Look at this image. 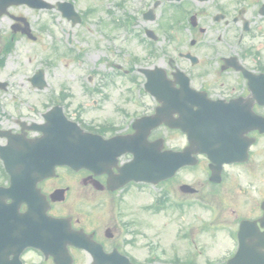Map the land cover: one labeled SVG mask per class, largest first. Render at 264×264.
<instances>
[{
	"label": "flooded vegetation",
	"instance_id": "flooded-vegetation-1",
	"mask_svg": "<svg viewBox=\"0 0 264 264\" xmlns=\"http://www.w3.org/2000/svg\"><path fill=\"white\" fill-rule=\"evenodd\" d=\"M82 1L84 6L79 23L66 20L70 28L85 25L95 18L93 13L97 11V5H91L92 0ZM145 3V0H139L140 15L128 16L132 28L137 26L139 17L144 21L145 12L152 6L144 7ZM165 3L166 119L194 117L199 107L207 100L212 101L217 118L231 117L235 123L229 128L225 126L226 121H221L224 127L215 128L216 143L244 148L249 142L245 160L223 163L219 167L220 173L216 174L217 182L209 180L210 162L202 155L198 157L197 165L203 168L210 189L197 190L193 195L198 196V200L210 199L212 213L208 222L189 229L188 237L181 229L174 241L203 247L231 243L236 247L241 222L248 220L254 224L246 226L247 231L243 234L246 243L264 246V130L262 127L245 129L251 114L264 119V0H165ZM91 9H94L93 13ZM0 19L8 21L9 40L26 37L22 33L26 26L21 16L9 14ZM26 22L31 30L27 17ZM94 64L99 62L94 61ZM103 64L112 66L114 75L122 70L116 60H103ZM144 82L145 79L136 77L93 78L90 73L84 81L78 82L76 97L67 90L69 94L53 97L51 102L61 106L66 117L85 132L101 140L130 136L140 129L147 131L134 123L141 116L152 115L161 105L155 96L144 93ZM4 120L0 117V127L6 129L2 126ZM33 122L36 123L28 119L14 120L16 128H7L12 132L11 139L31 141L42 136L39 130L27 128ZM172 136L181 139L170 144L175 140ZM143 140L161 141L163 149L174 150H181L188 144L185 133L164 123L150 129ZM8 142L7 137L0 138V145ZM233 150V156L241 154L240 150ZM130 157L129 154L120 156L116 166L123 165ZM26 171L36 172V169ZM55 173L53 177L38 180L35 187L31 186L33 192L30 194L36 189L37 195H42L48 203L47 214L68 223L69 231L64 236L73 237L66 247L72 264L91 262V252L75 246L90 243L91 239L105 253L116 249L132 262H137L144 253H150L146 263H154V209L136 183L115 187L109 179L118 173L116 167L95 173L87 168L72 170L60 166L55 168ZM35 176L36 173L21 177L34 179ZM10 182L11 175L0 161V185L7 187ZM57 190H63V193L52 199L51 194ZM163 206L166 212V196ZM25 209L26 205L22 204L20 211ZM201 254L185 256L193 259ZM20 259L22 264H53L51 257H45L33 248L25 249Z\"/></svg>",
	"mask_w": 264,
	"mask_h": 264
},
{
	"label": "rangeland",
	"instance_id": "rangeland-1",
	"mask_svg": "<svg viewBox=\"0 0 264 264\" xmlns=\"http://www.w3.org/2000/svg\"><path fill=\"white\" fill-rule=\"evenodd\" d=\"M118 2H123L124 8L128 10L129 6H138L139 4L138 0H92L91 5L96 4L97 12L95 15L97 14L98 17L103 18L108 25L112 26V22H110L111 16L108 14V11L113 13V17H121L122 8H116ZM83 6L84 3L81 2L80 7L82 8ZM9 11L30 18L34 28H37L39 25H47V28L38 31V39L35 42L28 41L25 38H16L12 43L11 51L6 55L4 63L0 66V81L7 83L6 89L0 91V115L7 118V120L3 122L4 126H13L16 128L14 120L19 117L22 119L39 120L40 112H43L45 106H49L50 104L46 101H49L62 86H64L66 90H69L71 95L76 97L78 95V82L84 81L87 78L89 72L94 67V59L98 56L114 58L116 55L122 53V65L124 69L130 66V56H135L139 59V62L134 64L135 67L148 66L151 64L164 66L163 54L161 51L164 47L162 39L163 30L159 26V22L164 21L166 11V6L163 1L156 9V20L151 23V26L159 35V41L154 47L159 48L160 54L156 58L149 60L148 63L145 62V58L147 57L145 47L149 45L146 41L141 42L132 37L127 39V34L120 28H115L112 35L108 30L103 28L104 30L102 29L100 34L97 32L99 26L94 25L96 19L90 20L86 27L76 28V32L72 33V48L78 47L82 50V57L74 59L70 56L71 53H69L68 56H62L66 48L61 44H63L66 35L62 33L61 27L63 25L66 26V24L54 18L57 15L55 11L32 10L25 5L16 6ZM142 26L143 23H139V27L142 28ZM1 27L6 31L8 30V22L5 19ZM55 44L60 45L58 52H54L53 50ZM39 68L44 71L47 83V87L43 90L34 89L30 86L29 82H27V78ZM108 70L107 67L101 70L99 69L100 72L104 73H109ZM133 74H135V72H132V75ZM124 77L125 76L120 75L117 78L123 79ZM94 78H101V76L97 74ZM39 105H44V107L41 108ZM28 106H34L35 109L30 110ZM182 171L183 169L178 172L180 174L176 178L166 183V189L169 192L172 202L183 199H186L185 201H191L192 197L180 194L177 187L184 182L197 187L199 181L202 179L200 172H196L195 170ZM160 191L159 189L158 192ZM154 194L155 196L157 195V190H154ZM194 210L196 209L194 208ZM191 211L192 209H188L187 206L185 210L181 211V213H185L187 221L191 219ZM202 212L208 213L207 210H203ZM168 214L172 216L171 219L165 218L163 212H156L153 221L155 239L161 240L160 244L162 246H160V248L166 249V258H162L161 260H166V262L175 257L170 254L171 249H175V251L182 249V246H178L172 242V233L180 223L184 222V220L179 221L178 211L174 208H172ZM168 228L171 229V233L167 234ZM188 248L193 252L195 250H202L204 251L202 252L204 256L208 253L210 257H214L219 249L224 252L226 250L229 251L231 243H229L227 247L221 244L219 246H209L206 248ZM200 259L201 257L198 258V260Z\"/></svg>",
	"mask_w": 264,
	"mask_h": 264
},
{
	"label": "water",
	"instance_id": "water-1",
	"mask_svg": "<svg viewBox=\"0 0 264 264\" xmlns=\"http://www.w3.org/2000/svg\"><path fill=\"white\" fill-rule=\"evenodd\" d=\"M24 1L29 0H0V6L6 7L9 4L12 3H21ZM53 125L49 124V127ZM59 127H73L74 125L70 123H66L63 119V124L59 125ZM75 131H71V133L79 134L76 129ZM83 151V146L81 144H72L69 148H59L53 150V155L51 156V159L55 161V163H64L69 162L74 167V161H82L81 156L78 155V153ZM146 154V155H145ZM1 156L3 157V154L1 153ZM170 158V161L167 163V159ZM135 166H137L140 170L137 172V179H143V180H150V181H156L159 179V177H166L167 175L170 176L174 173V171L179 167L180 161L182 160V157L179 155H173V153H165L164 155H158L157 151H147L146 149H138L137 154H135ZM164 160V161H163ZM162 162H165L163 164ZM145 167V168H144ZM5 191L3 189H0V264H4L2 261V256L6 253H3V249L6 243V240L8 239L9 235V229L13 230V225L9 224L8 221L11 223L14 221L15 217L18 219V223L20 224V227L17 229V232L20 233L18 236H14V240L16 243L19 244L18 247L23 248L27 245H39L37 241L29 240V238H26L24 241L23 235H26L28 233V228L23 226L21 224V221L25 220L26 214H18L16 212L17 204L19 203V199L13 198V203L11 205H5L1 198L4 197ZM10 217V219H9ZM45 230L51 229V225L45 224L44 225ZM97 264H128L127 262H117L116 260H109V261H99L97 260ZM12 264H19L17 259H15Z\"/></svg>",
	"mask_w": 264,
	"mask_h": 264
}]
</instances>
